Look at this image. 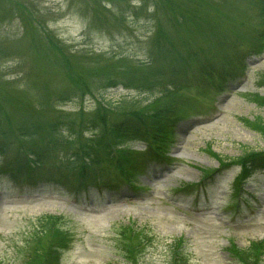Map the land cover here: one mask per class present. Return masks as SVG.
<instances>
[{"label": "rangeland", "instance_id": "374dc122", "mask_svg": "<svg viewBox=\"0 0 264 264\" xmlns=\"http://www.w3.org/2000/svg\"><path fill=\"white\" fill-rule=\"evenodd\" d=\"M202 1L212 4L219 0ZM89 2L93 4L95 1L0 0L3 13H7V7L13 9L16 4L19 7L28 4L21 13L22 18L17 12L11 16L7 13L6 18L3 17L5 20L0 17V42L8 44L7 47L2 45L6 47L3 48L5 53L11 56L1 59L4 56L1 51L0 71L2 69L3 72L0 74V91L5 85L1 81L20 77L21 73L13 70L18 65H28L40 49V40L33 39L36 35L22 37L29 33L28 25L22 21L30 17L42 21L56 34L66 51L74 56L72 63L79 64L78 67L86 65L92 68L97 65L105 70L103 68L110 64L109 59L119 61L117 64L123 67L137 65L146 59L152 46L149 30L153 23L142 15L120 19L112 10L125 11L129 6L140 5L142 0H109L106 6L112 9L107 10V17L103 16L105 21L97 24L95 21L93 26L91 16H87L84 10L89 8ZM228 2L236 3V7L241 6V11H245L237 14L235 11L238 8H235L225 16L226 21L223 19L226 25L219 30L229 35L230 40L239 42L242 37L248 40L264 31L259 0H255L254 4L252 0ZM212 6L206 5L204 10ZM83 52H87L83 55L91 63L78 58V54ZM195 53V59L203 57L202 51L196 49ZM95 59L98 61L93 63ZM53 66L48 78L49 88H61L53 92L71 88L65 70ZM248 68L246 81L226 84L227 89L210 92L209 98L203 97L211 100L209 104H201L205 105L206 111L202 120H207V124L201 121L202 126L189 127L192 122L198 121L200 115L177 123L176 144L169 146L165 154L169 161H158L159 164L151 161L150 168L139 177L138 186L141 189L131 188L120 177L105 185L102 191L93 190L81 196L64 187L37 191L25 184L20 190L18 187L8 188L12 183L1 182L0 264H24L31 251L29 246L33 245L30 242L31 233L40 226V216L48 214L63 217L60 226L71 236L70 249L60 256L59 264L132 263L133 260L124 251L121 234L126 228H137L140 235L149 239L134 253V264H168L174 247H180L187 264H240L227 248L232 245L247 249L251 242L264 240V172L255 174L245 185L243 190L248 193L243 195L247 202H240V208L232 204L231 196L233 180L239 168L226 173L211 190L202 192L199 200L194 193L177 191V187L181 182H199L204 172L219 168L217 156L213 153L221 158L236 159L247 152L264 150V135L246 122L264 119V106L256 103L250 94H240L259 91L264 96V88H258L260 79L264 77V52L250 59ZM41 76L42 73L38 75ZM32 78L36 79V76L32 75ZM162 97L159 90L141 92L134 88L117 87L104 95V102L122 100L119 112L113 110L111 113L117 116L118 113L142 108L152 110L163 100ZM220 104L229 107L228 112L221 116L217 114ZM97 105V98H88L83 103L74 100L56 105L51 111L53 113H42L48 117L59 116L63 112L90 114ZM215 113L220 118L214 121L212 119L217 115H212ZM129 147L139 150L144 145L141 141L131 142ZM111 172L114 174L113 170ZM8 190L22 194L7 196ZM133 243L138 245L141 242Z\"/></svg>", "mask_w": 264, "mask_h": 264}, {"label": "trees", "instance_id": "16d2710c", "mask_svg": "<svg viewBox=\"0 0 264 264\" xmlns=\"http://www.w3.org/2000/svg\"><path fill=\"white\" fill-rule=\"evenodd\" d=\"M94 1L93 4L87 3L89 8L84 9L86 15L91 16L92 26L95 21L96 24L105 21L103 16L107 17V10L112 9L106 6L109 0ZM196 1L142 0L140 5L129 6L125 11L112 9L120 19L142 15L151 21L153 24L149 33L152 46L149 55L141 63L123 67L117 64L119 61L109 59L110 64L103 68L105 70L97 65L91 68L73 64L74 56L66 51L64 44L42 21L31 17L22 19V23L26 22L29 28V33L22 37L36 35L33 39L38 38L41 44L36 56H33L35 59L28 65L12 66L15 68L13 71L21 73L20 77L1 81L5 85L0 91V154L8 159L0 163V179L15 178L20 172V179H33L29 182L40 179L39 176L53 179L58 176L65 183L85 185L97 183L99 175L115 167L128 181H134L139 156L121 145L131 137L142 135L147 126H152L158 134L173 132L174 113L183 90L191 80L202 83L211 74L209 72L214 69V65V71L217 72L224 67V62L228 65L240 64L243 57L258 54L264 49V31L248 40L242 37L238 42L230 40L229 35L219 30V27L226 25L223 19L226 21L227 15L235 8H238L235 13H240L241 6L236 7V3L228 0L212 4ZM252 2L254 4L255 0ZM258 4L264 22V0H259ZM27 5L19 7L16 4L13 9L7 7V13L11 16L17 12L22 18L21 13H24ZM206 5L213 6L204 10ZM7 13L0 9L1 18H6ZM2 44L8 45L0 42V54L4 52L1 59L11 57L5 53L6 47ZM196 49L202 51L201 59L194 58ZM84 53L87 52L78 54V58L91 63ZM97 61L95 59L93 63ZM53 65L65 70L71 88L59 92L53 90L61 88H49L48 78ZM188 68L191 74H187ZM2 72L1 69L0 74ZM41 73L42 76L38 77ZM117 85L141 92L159 90L163 100L152 110L142 108L113 116V110L119 112L122 100L105 103L104 94ZM86 98H97L98 101L90 114L63 112L52 117L46 114L53 113L51 111L58 104L75 99L82 103ZM44 111L47 112L42 113ZM246 121L264 135V119ZM213 154L221 164L227 165V160H230L229 163L238 161L246 170L250 164L257 167L264 165V153L247 152L232 160ZM62 219L59 215L40 216V226L31 233L30 242L33 245L28 244L31 251L24 264H59V258L71 239L70 234L60 226ZM121 234L125 243L124 251L133 260L130 264H134V253L139 244L133 242H142L146 237L140 235L137 228H126ZM179 248H173L168 264H187ZM229 250L240 264H264V240L252 242L247 249L232 246Z\"/></svg>", "mask_w": 264, "mask_h": 264}]
</instances>
